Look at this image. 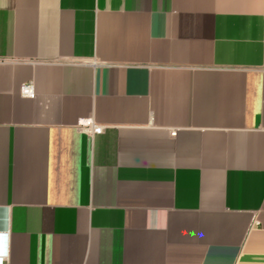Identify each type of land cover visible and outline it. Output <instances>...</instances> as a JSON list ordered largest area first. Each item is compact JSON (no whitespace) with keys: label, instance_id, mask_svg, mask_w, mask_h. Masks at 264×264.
Listing matches in <instances>:
<instances>
[{"label":"crops","instance_id":"obj_1","mask_svg":"<svg viewBox=\"0 0 264 264\" xmlns=\"http://www.w3.org/2000/svg\"><path fill=\"white\" fill-rule=\"evenodd\" d=\"M0 264H264V0H0Z\"/></svg>","mask_w":264,"mask_h":264},{"label":"built area","instance_id":"obj_2","mask_svg":"<svg viewBox=\"0 0 264 264\" xmlns=\"http://www.w3.org/2000/svg\"><path fill=\"white\" fill-rule=\"evenodd\" d=\"M20 93L23 96L31 97L33 96V86L31 82L23 83L20 87ZM95 131L100 132L102 130V127H95Z\"/></svg>","mask_w":264,"mask_h":264}]
</instances>
